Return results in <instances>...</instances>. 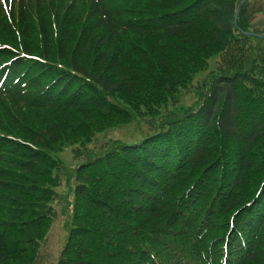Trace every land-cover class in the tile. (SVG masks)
Returning <instances> with one entry per match:
<instances>
[{"label": "trees", "instance_id": "obj_1", "mask_svg": "<svg viewBox=\"0 0 264 264\" xmlns=\"http://www.w3.org/2000/svg\"><path fill=\"white\" fill-rule=\"evenodd\" d=\"M114 1L121 0H59V4L50 0L35 5L28 0H0V25L9 33L0 39V99L20 103L41 94L46 103L106 109L119 125L135 117L131 119L130 112L108 97L132 98L138 105L135 116L156 118L155 108L167 106L206 65L199 58L206 59L212 49L226 51L239 32L235 23L239 0H123L133 4L130 14L137 15L117 28L110 10ZM145 3L158 13L142 9ZM137 18L146 23L135 22ZM156 19L159 22H150ZM131 39L139 48H119V43ZM21 65L37 69L38 78H51L28 89L35 91L34 97L23 90ZM250 77L239 70L219 73L195 107L169 111L154 123L153 132L121 143L107 161L109 168L102 165L103 174L79 169L76 216L58 264H157L151 260L153 252L158 264L264 260V174H260L264 103L250 99L244 85ZM4 114L0 115V264L16 259L33 264L38 253H16L20 241L28 240V226L22 237H17L18 230L5 237L4 230L15 223L20 229L27 214L36 213L46 200L55 168L46 148L55 147L66 126L53 122L35 128L24 125L25 113L17 118ZM110 186L121 188L125 197ZM105 211L113 224L109 231L104 230L109 223ZM106 232L118 246L101 241ZM103 247L113 249L110 256ZM162 257H168L166 263Z\"/></svg>", "mask_w": 264, "mask_h": 264}, {"label": "rangeland", "instance_id": "obj_2", "mask_svg": "<svg viewBox=\"0 0 264 264\" xmlns=\"http://www.w3.org/2000/svg\"><path fill=\"white\" fill-rule=\"evenodd\" d=\"M49 1L28 0L31 5L38 3L46 4ZM53 1L59 4V0ZM121 1H114L110 4V10L113 11L114 15L113 18L118 23L114 25V28H117L119 25L122 27L123 24L121 22H125L124 20L128 18H136L137 15L130 14V7H134L132 3L126 4ZM142 9H147L146 12L149 13H158V10L152 7L150 3H145ZM117 10H124L126 14L121 13V15H118L116 13ZM237 10L235 23L238 26L239 32H236L235 35L238 37H234V35L231 38L230 45L226 51L216 52L212 49L207 51L206 59L202 60L199 58L200 61H206V65L194 75L191 83L178 90L175 98L167 106L155 108V113L158 115L156 118L144 113L135 116L133 110L138 105H133L132 98L118 99L108 97V100H111L115 106L127 110L128 114L130 112L131 119L135 117L132 121L119 125L113 117L114 114L111 115L106 109L90 107L85 110L82 107L68 104L57 105L48 100L46 103L44 100L45 96L41 97V94L35 95V99L29 96L27 102L20 103H15L10 98L0 99V115H5L4 113L8 112L17 118V116L22 117L19 113H25L27 114L26 117L21 118L24 120V125L29 124V126L42 129L49 123L56 122L66 126L64 137L60 138L55 147L46 148V152L52 159V164L55 167L52 171V184L47 187L49 191L46 200L39 204V209H37L36 213L27 214L26 222L22 220L23 226L20 229H17L18 227H16L15 223L13 226L8 224L4 230L5 237H10V234L7 232L15 233L17 230L20 233L17 234V237H22L28 226V231L25 233L28 234V240L20 241L21 243L18 244V248L20 249L16 253H19V251H22L25 255L38 253L33 264H58L62 251L68 242L70 230L73 227L72 223L76 216L74 191L78 183L76 178L79 169L85 173L90 168L89 171H94L98 175L103 174L102 165L107 167V169L109 168L110 165L107 161L118 152L121 143L138 141L153 132L154 123L162 121L164 114L169 111L179 110L181 113L195 107L207 95L211 82L219 73L234 72L236 70L248 72L252 79L246 81L244 85L249 92L250 99L260 104L264 103V40L258 41L248 37L246 34L255 32L264 35V0H239ZM159 20L156 19L150 22L157 23ZM140 21L146 23V20L141 18H137L135 22ZM238 23L242 26L240 27ZM156 33L160 34L161 32ZM8 35L9 33L6 32V29L0 25V39H7ZM139 44L141 45V43ZM125 47H128L130 51L131 49L139 48L133 44V39L119 43L120 49H125ZM136 54L132 53L130 56H135ZM21 55L26 56L23 52H21ZM20 73L23 90L27 91V94L31 93L33 97L35 91H28L29 88H38L51 80L49 75L38 78L36 74L37 69L27 68V65H21ZM45 88L47 89L48 87L46 86ZM15 118L14 120L16 121ZM220 167H223L222 162ZM224 170L226 169L224 168ZM260 174H264V168ZM225 180L229 182L230 178L226 177ZM111 189L116 195L125 197L123 192H121V188L111 187ZM134 202L135 200L132 197L131 203ZM105 215L109 223L104 224V230L109 231L113 228V224L110 223L111 219L108 211H105ZM219 224L217 223L216 225ZM225 226H222L223 230ZM116 227V232H118L119 227L117 225ZM215 234L219 233L215 232ZM111 235V232H106L105 238L101 241L104 244L108 242V244L118 246L117 241ZM103 248L106 254L110 256L113 249ZM90 249L96 252L93 245H91ZM99 249L100 253L102 247ZM12 256L13 254L10 253V259H12ZM156 257V253L153 252L151 260L153 261L154 259L158 264ZM167 258L162 257V261L166 263ZM258 263L264 264V260ZM13 264L20 263L16 259V262H13Z\"/></svg>", "mask_w": 264, "mask_h": 264}, {"label": "water", "instance_id": "obj_3", "mask_svg": "<svg viewBox=\"0 0 264 264\" xmlns=\"http://www.w3.org/2000/svg\"><path fill=\"white\" fill-rule=\"evenodd\" d=\"M238 13V10L237 12ZM236 17H237V14H236ZM235 22H236V19H235ZM247 35H252V36H259V37H264V35H261V34H257V33H253V32H249V33H246Z\"/></svg>", "mask_w": 264, "mask_h": 264}]
</instances>
